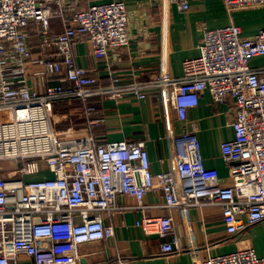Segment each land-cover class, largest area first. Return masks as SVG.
Returning <instances> with one entry per match:
<instances>
[{
  "label": "built area",
  "instance_id": "1",
  "mask_svg": "<svg viewBox=\"0 0 264 264\" xmlns=\"http://www.w3.org/2000/svg\"><path fill=\"white\" fill-rule=\"evenodd\" d=\"M126 1L76 10L77 0H0V264H19L21 257L33 264H88L80 262V246L114 235L104 215L117 208L118 194L135 198L138 209L154 188L164 191L170 209L219 205L229 234L244 226L242 215L250 224L264 220V70L250 65L251 58L264 55V29L251 38H243L235 24L206 29L199 55L183 60L179 77L169 73L164 60L149 82L93 86L89 70L74 62V44L87 37L94 54L106 61L111 49L128 46ZM170 1L179 9L188 8L187 0ZM223 1L228 11L264 5V0ZM51 4L57 7L63 30L40 33L39 55L32 58L24 28L34 20L45 29ZM68 9L73 10L69 19ZM31 63L41 70L30 76ZM50 75H58L61 82L48 85ZM149 86L169 90L181 120L205 90L215 103L234 99V137L221 144L230 185H221L215 172L204 167L194 131L174 137L175 169L157 174L144 141L96 139L92 128L100 121L92 116L97 109L89 99L125 93L142 99ZM60 100L77 103L72 110L85 121L83 133L72 127L54 129V104ZM14 169L20 176L8 177ZM35 174L45 176L25 178ZM176 186L179 196L173 192ZM136 225L164 239L163 253L181 250L171 216L144 215ZM198 264H264V255L244 248Z\"/></svg>",
  "mask_w": 264,
  "mask_h": 264
},
{
  "label": "crops",
  "instance_id": "2",
  "mask_svg": "<svg viewBox=\"0 0 264 264\" xmlns=\"http://www.w3.org/2000/svg\"><path fill=\"white\" fill-rule=\"evenodd\" d=\"M107 1L111 0H77L73 8L82 10L90 4ZM187 2L188 8L182 10L170 0L126 1L128 46L111 49L106 61L94 54L93 44L87 37H79L73 47L75 64L89 70L93 86L149 82L160 73L164 60L169 73L179 77L183 60L199 55L206 29L235 24L240 27L243 38H251L264 29V5L228 11L223 0ZM72 11H66L67 19L71 18ZM48 13L51 17L45 29L35 21H30L25 27L32 58L39 55L40 33L45 30L56 34L63 30L57 7L49 5ZM250 65L264 70V55L251 58ZM37 70H41V65L31 63L28 73L31 76ZM46 80L48 85L61 82L58 75H50ZM39 90H43L42 85ZM144 93L142 99L132 93L115 98H90L89 104L97 109L92 116L100 121L92 128L96 139L107 143L144 141L151 169L157 174L175 169L174 137L183 130L194 131L200 143L204 167L215 172L221 185H230L229 164L222 156L221 144L234 137V99L229 96L225 102L215 103L209 91L205 90L200 94L198 104L188 109L186 118L181 120L167 88L149 86ZM74 106L77 103L68 100L54 104V129L72 127L77 134L84 132L85 121L72 110ZM173 192L179 196L180 187L176 186ZM136 203V199L129 195H117V208L104 215V222L113 226L114 235L82 244L81 263L198 264L206 257L244 248H253L257 255H264V220L250 224L247 216L242 215L244 226L229 234L219 205L207 203L170 209L165 205V193L160 188L145 193L142 209L136 208ZM144 215L171 216L181 250L163 253L160 245L164 239L155 234L147 235L136 225ZM19 264L33 263L21 257Z\"/></svg>",
  "mask_w": 264,
  "mask_h": 264
},
{
  "label": "rangeland",
  "instance_id": "3",
  "mask_svg": "<svg viewBox=\"0 0 264 264\" xmlns=\"http://www.w3.org/2000/svg\"><path fill=\"white\" fill-rule=\"evenodd\" d=\"M5 167H8L7 163H3ZM8 174V177L10 178H18L20 176V173L17 169L11 170Z\"/></svg>",
  "mask_w": 264,
  "mask_h": 264
},
{
  "label": "trees",
  "instance_id": "4",
  "mask_svg": "<svg viewBox=\"0 0 264 264\" xmlns=\"http://www.w3.org/2000/svg\"><path fill=\"white\" fill-rule=\"evenodd\" d=\"M31 21H34V20H31ZM29 22H30V21H29ZM29 22H28V24H29ZM28 24H27V25H28ZM24 29H25V28H24ZM25 32H26V31H25Z\"/></svg>",
  "mask_w": 264,
  "mask_h": 264
}]
</instances>
